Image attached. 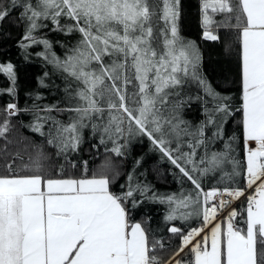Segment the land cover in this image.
I'll list each match as a JSON object with an SVG mask.
<instances>
[{
    "label": "snow or ice",
    "instance_id": "obj_1",
    "mask_svg": "<svg viewBox=\"0 0 264 264\" xmlns=\"http://www.w3.org/2000/svg\"><path fill=\"white\" fill-rule=\"evenodd\" d=\"M17 8V18L24 23L20 47L44 46L37 55L65 76V106L34 104L21 110L7 104V118L0 123V138L6 143L0 150L7 151L11 143L6 136L10 118L31 111L34 118L26 127L71 163L67 155L79 150L83 129L91 123L105 152L117 157L126 156L133 138L146 137L178 170V181L190 182L192 189L179 195L152 191L135 179L138 159L126 185L114 192L111 185L119 172L93 171L88 176L84 161L81 178L64 177L63 166L57 173L63 178H53L43 174L41 160L47 157L42 151L29 162L16 152L13 160L19 159L20 165L7 164L5 174H0V264H165L154 254L164 249L163 237L153 234L150 240L142 223L132 222V211L145 200L168 206L166 222L201 221L200 227L167 228L179 238L180 247L166 264H264V0H200L203 38L219 39L214 23L239 34L242 95L237 111L242 114L244 161L233 155L235 135L222 151H208L223 136L232 107L229 97L216 92L202 74L195 41L180 34L181 0H8L0 5V25ZM215 14L224 20L216 22ZM62 18L70 22L62 24ZM43 21H51L53 30L65 35L79 33L64 59L51 51V41L36 35L47 27ZM0 71L15 80L10 63L0 65ZM190 83L203 95L185 96L183 89ZM6 91L13 93L14 87ZM193 100L201 103L205 116L195 126L181 115ZM53 112L68 113V122ZM208 126L216 129L211 137L205 135ZM185 138L188 152L182 151ZM202 146L205 153L197 161L194 157ZM228 166L230 171L225 170ZM217 173L218 184L225 186L205 191L204 178ZM224 195L229 199L215 202ZM241 199L245 203L240 210L233 208L224 221L211 226L210 236L196 239L218 213ZM186 248L191 258H177Z\"/></svg>",
    "mask_w": 264,
    "mask_h": 264
},
{
    "label": "trees",
    "instance_id": "obj_2",
    "mask_svg": "<svg viewBox=\"0 0 264 264\" xmlns=\"http://www.w3.org/2000/svg\"><path fill=\"white\" fill-rule=\"evenodd\" d=\"M235 2V0H234ZM8 0H0V5H7ZM181 17L179 20L180 34L187 40L195 41L199 48L201 61L200 67L202 74L210 82L216 92L222 96L229 97L227 103L232 107V114L224 121V134L220 139L213 141L208 146L209 152H219L224 149V143L229 137L235 135L236 139L232 143L235 149L233 155L241 161H244V140L242 134L241 113L237 111L241 104V60L240 45L238 40V31L230 27H218L216 23L212 25L213 33L218 35L216 41L203 38V29L201 27L200 0H181ZM20 9L17 8L12 14L0 25V65L11 64L13 66V74L15 80L9 78L6 72L0 71V123L7 118L5 111L7 104L14 103L18 109H32L34 104L51 105L60 103V107H64V98L66 87L65 76L57 70L53 64L47 62L44 56H38V52H44L45 48L42 44H32L27 49L20 47V41L24 34V23L18 20ZM224 20V16L219 14L217 21ZM62 18L61 23H69ZM47 27L39 29L36 35L38 38H46L52 43L51 51L58 57L64 59L76 42L79 40V33L65 35L63 32L54 31L51 21H43ZM232 23H235L233 20ZM45 73L48 75L45 76ZM43 78V84L41 83ZM68 83L74 82L71 80ZM46 85V86H45ZM14 87V92L9 93L6 89ZM185 96L195 97L198 93L203 95L197 88L195 83L186 85L183 89ZM37 95L40 97L36 99ZM209 98L208 107H212ZM43 114V113H42ZM53 116L62 121L68 122V113L53 112ZM182 118L189 121L193 126L205 119L203 109L199 101L193 100L182 110ZM107 113H105V118ZM31 111H19L10 118L9 132L6 134L7 140L11 143L7 144V151L0 150V174H5V165L12 164L13 168L20 165V160H13V154L19 152L24 158V162H29L30 156H35L38 151H42L47 159H42L43 174L53 178L58 177L61 166L64 167V177L81 178L85 174L84 161H87V175L91 176L92 172H107L113 175L119 172L116 181L111 185L114 192L120 191L121 185H126L127 174L133 170L136 160H140L141 164L136 168L135 179L141 183L151 186L152 191L160 194H180L183 190L187 194L192 189L190 182L181 184L178 179V170L166 159L161 158L158 151H154L150 142L146 137H135L131 140L126 149V156L117 157L114 153H106L104 146L99 144V134H94L91 123L83 129V142L79 150L69 152L66 163L63 155L57 156L56 149L48 145L46 138L38 133L32 132L26 125L33 120ZM99 122L98 120L96 121ZM216 129L208 126L206 129V137H211ZM44 131H47L45 126ZM187 138L182 144V151L188 152ZM6 141L0 138V149L4 148ZM98 145L93 148L92 145ZM111 148V143L108 144ZM175 148V142L172 144ZM205 153L202 146L197 149L195 160H199L200 156ZM72 164L77 165L72 167ZM110 164L111 167H105ZM226 171H230V166L226 167ZM143 173V175H141ZM24 174V173H22ZM219 173L213 177L209 175L204 178L203 187L205 191L210 190L213 186L219 187L221 190L225 185L218 184ZM241 186L243 182L241 181ZM126 190V189H125ZM151 195V193H149ZM139 199V195L137 194ZM245 203L243 199L238 200L233 208L240 210ZM168 211L166 204L155 203L145 200L137 209L131 213L132 222H141L142 226L148 231L149 239L153 234L156 238L163 237L165 247L163 250L159 248L154 253L162 259L163 262L168 261L169 257L180 247V240L167 231V228L175 224L177 227H200L201 221L193 218L186 224L177 220L166 222L164 217ZM190 259L188 249L180 254L181 258Z\"/></svg>",
    "mask_w": 264,
    "mask_h": 264
},
{
    "label": "built area",
    "instance_id": "obj_3",
    "mask_svg": "<svg viewBox=\"0 0 264 264\" xmlns=\"http://www.w3.org/2000/svg\"><path fill=\"white\" fill-rule=\"evenodd\" d=\"M221 198L224 199V200H228V199H229V197H228L227 195H224L223 197L217 196V197L215 198V202L219 203V200H220ZM236 201H237V200H236ZM236 201H233L232 204L229 205V206H228L223 212L218 213V214H217V217L220 218V219H224V220H225V218L227 217L228 213L232 210V206H233V204H234Z\"/></svg>",
    "mask_w": 264,
    "mask_h": 264
},
{
    "label": "crops",
    "instance_id": "obj_4",
    "mask_svg": "<svg viewBox=\"0 0 264 264\" xmlns=\"http://www.w3.org/2000/svg\"><path fill=\"white\" fill-rule=\"evenodd\" d=\"M209 12H210V14H211V10H209ZM218 16H219V14H215L214 17H213V19H214L215 21H217ZM252 146L254 147L255 145L252 144ZM220 222H222V220L216 218V219L212 222V225H209V227L205 229V232L202 233L201 236H200V237H197L196 239H200V240H202V239H203V236H204L205 234H208V235L210 236L211 226H214L215 223H220ZM238 226H242V225H239V224H238ZM209 246H210V239H209ZM185 250H187V248H186ZM177 258H179V257H177Z\"/></svg>",
    "mask_w": 264,
    "mask_h": 264
},
{
    "label": "rangeland",
    "instance_id": "obj_5",
    "mask_svg": "<svg viewBox=\"0 0 264 264\" xmlns=\"http://www.w3.org/2000/svg\"><path fill=\"white\" fill-rule=\"evenodd\" d=\"M218 219V217H216Z\"/></svg>",
    "mask_w": 264,
    "mask_h": 264
}]
</instances>
